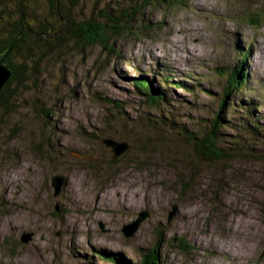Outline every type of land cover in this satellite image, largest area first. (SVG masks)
<instances>
[{"label":"rangeland","instance_id":"1","mask_svg":"<svg viewBox=\"0 0 264 264\" xmlns=\"http://www.w3.org/2000/svg\"><path fill=\"white\" fill-rule=\"evenodd\" d=\"M127 1L82 0L78 11L101 18L102 5L118 10ZM146 9L147 22L135 23L116 43L121 57L69 41L41 61L42 72L21 90L12 86L20 96L0 107V264H80L89 248L137 261L157 244L163 264H264V162L231 156L207 163L171 132L156 147L135 143L118 158L102 143L121 135L145 140L158 129L141 121L144 97L121 79L137 76L138 67L157 82L172 74L202 85L194 112L181 108L187 126L210 114L215 103L208 92L223 90L218 68L242 63L247 90L238 97L264 103V57L250 66L260 54L256 41L264 47V0H163ZM253 13L262 16L258 23L250 21ZM123 100L115 107L113 101ZM236 101L238 119L243 110ZM257 147L264 150L260 141ZM56 175L64 177L58 194ZM142 213L147 216L127 236L124 226ZM234 216H244L243 223L229 226ZM210 236L236 242L244 255L236 258L220 245L214 250Z\"/></svg>","mask_w":264,"mask_h":264},{"label":"trees","instance_id":"2","mask_svg":"<svg viewBox=\"0 0 264 264\" xmlns=\"http://www.w3.org/2000/svg\"><path fill=\"white\" fill-rule=\"evenodd\" d=\"M81 1L0 0V53H6L11 47L6 63L13 68L12 75L1 89L0 107L8 108L11 98L20 96L19 91L12 89L13 85L19 86L21 90V85L24 86L28 80L31 81L42 72L41 61L56 48H66L69 41L88 46L100 45L113 59L121 57L120 49L115 47L116 43L125 34L133 32L135 23L141 25L147 22L146 8L152 1L163 0H128V5H118V10H113L109 4L102 5L100 16L103 19L78 11ZM255 14L257 13L249 17L254 24L262 18H256ZM145 28L147 27L143 25V29ZM239 64L218 68L217 73L226 79L223 90L217 94L212 90L208 92L213 98L211 103H215L207 107L212 109L210 114L200 117L199 120H192L193 125L189 126L182 121L187 114L184 111L182 115L181 108L188 105L187 113L194 112L192 108L198 105L197 95L202 89L201 87L198 90V87L202 86L200 83L196 87L186 80H176L172 74L157 82L155 78L147 77L139 67L137 76H124L121 79L130 83L135 91L144 97L140 106L146 111V119L141 121L148 126L158 127L157 130L161 134L171 132L182 136L199 159H225L236 156L243 160L255 157L264 162V150L255 148L258 141L260 146L264 145V125L260 122L261 116H264L261 115L260 107L264 106V103H259L252 96L246 98V101L238 97L243 96L247 90L248 73L243 64ZM176 87H182L187 94H177L174 90ZM187 96H190L191 100H188ZM236 100H240L239 106L243 110L238 119L233 116ZM123 102L124 100L113 101L119 109L123 107ZM178 105H181L180 108L172 109ZM44 112L47 118L52 116L50 110ZM230 114L234 120L228 119ZM252 138L257 139L256 144L251 143ZM160 250L159 244L144 249L142 258L137 261H132L122 252L114 253L103 248H89L79 256L82 257L80 264H163Z\"/></svg>","mask_w":264,"mask_h":264},{"label":"water","instance_id":"3","mask_svg":"<svg viewBox=\"0 0 264 264\" xmlns=\"http://www.w3.org/2000/svg\"><path fill=\"white\" fill-rule=\"evenodd\" d=\"M15 42H16V40H15ZM14 43H13V45H14ZM10 49H11V47L7 50L6 53H0V100H1V89L13 73V68H11L6 63V57L9 54ZM129 131H130V129H129ZM129 133H131V132H129ZM150 133L152 134V137L147 136L145 138V140L144 139H137L135 141L134 140L129 141L130 138L128 136L123 137L124 139H122V135H121L120 140H116L114 138H106V139H103L102 143L105 146H107L108 148H111L113 150V157L114 158H118L122 154H124L126 151H128L129 149L136 147V146H134L135 143L138 144V146L143 147V148H145V147L146 148H152V147H156L157 145L165 142V141H162L160 138L161 133H159L157 131H153ZM187 149H192L191 145L188 146ZM194 153H195V151H194ZM195 156H196V154H195ZM194 158H196V157H194ZM196 159L201 160L199 158H196ZM202 161L209 163V161L213 162L214 160L211 159V160H202ZM216 161H220V159L215 160V162ZM63 181H64V177L61 175H56L53 177V185L56 187V194L59 193ZM146 216H147V213H142L135 222L130 223V224H126L123 228V231L125 232V234L127 236L132 235L138 229L140 223L145 219ZM28 238L29 237H24L23 241H27Z\"/></svg>","mask_w":264,"mask_h":264},{"label":"bare ground","instance_id":"4","mask_svg":"<svg viewBox=\"0 0 264 264\" xmlns=\"http://www.w3.org/2000/svg\"><path fill=\"white\" fill-rule=\"evenodd\" d=\"M206 2V1H205ZM205 4V3H204ZM186 25V24H185ZM184 26V25H183ZM198 26V25H197ZM188 27V26H187ZM198 31V30H197ZM188 33V32H187ZM238 33H241V32H239V30H238ZM187 35V34H186ZM191 36V35H190ZM188 42V41H187ZM185 43V42H184ZM263 43V42H262ZM263 45H264V43H263ZM187 47V46H186ZM189 47V46H188ZM256 49H260L259 51H260V54L258 55V60L257 59H253L252 60V63H251V65H256L258 62H260L261 61V59L264 57V47H261V42L258 40V41H256V44H255V47H254V51L256 50ZM260 74H262V73H260ZM109 200V199H108ZM124 201H126L127 200V198L126 197H124V199H123ZM121 202V201H120ZM242 209V208H241ZM244 209V208H243ZM246 209V208H245ZM188 210V209H187ZM193 210V209H192ZM184 211V210H183ZM252 211V210H251ZM193 212V211H192ZM246 212V211H245ZM254 213V212H253ZM252 213V214H253ZM189 214V213H188ZM247 215V214H246ZM254 215V214H253ZM241 217V216H240ZM230 220V224H229V226H232V223H235L236 221H238V220H240V221H242V223H243V220H244V216H243V218H241V219H239L238 217H236V216H234V217H231V218H229ZM238 219V220H237ZM248 219V218H247ZM253 219V218H252ZM251 221V220H250ZM246 222V221H245ZM248 222V221H247ZM246 222V223H247ZM226 223V222H225ZM240 224V223H239ZM252 224V223H251ZM250 224V225H251ZM247 226V225H246ZM249 226V225H248ZM243 227H244V225H243ZM231 228V227H230ZM235 229V228H234ZM239 236V235H238ZM209 241H210V244L214 247V250H216V251H218V246L220 245L221 246V248L223 249V248H226V251H227V253L228 254H231V255H233V256H236V258L237 257H241L242 255H244V252L242 251L243 249L236 243V242H232V240H226L225 242H221V243H219L215 238H213V237H209ZM248 244V243H247ZM243 246V245H242ZM225 250V249H224ZM225 252V251H224ZM246 253V252H245ZM247 255V254H246ZM245 257V256H244ZM234 259H235V257H234ZM239 259V258H238ZM235 261V260H234Z\"/></svg>","mask_w":264,"mask_h":264}]
</instances>
